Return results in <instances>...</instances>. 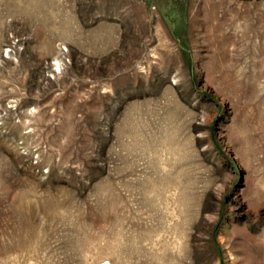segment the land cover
Returning a JSON list of instances; mask_svg holds the SVG:
<instances>
[{
  "label": "rangeland",
  "instance_id": "374dc122",
  "mask_svg": "<svg viewBox=\"0 0 264 264\" xmlns=\"http://www.w3.org/2000/svg\"><path fill=\"white\" fill-rule=\"evenodd\" d=\"M0 264H264V0H0Z\"/></svg>",
  "mask_w": 264,
  "mask_h": 264
},
{
  "label": "bare ground",
  "instance_id": "6f19581e",
  "mask_svg": "<svg viewBox=\"0 0 264 264\" xmlns=\"http://www.w3.org/2000/svg\"><path fill=\"white\" fill-rule=\"evenodd\" d=\"M174 259V258H173ZM185 259V258H184Z\"/></svg>",
  "mask_w": 264,
  "mask_h": 264
}]
</instances>
